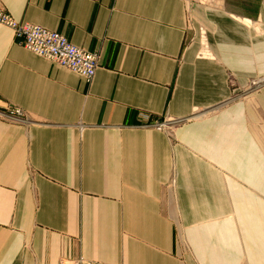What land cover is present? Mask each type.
<instances>
[{
	"label": "crops",
	"instance_id": "1",
	"mask_svg": "<svg viewBox=\"0 0 264 264\" xmlns=\"http://www.w3.org/2000/svg\"><path fill=\"white\" fill-rule=\"evenodd\" d=\"M214 2L0 0L98 55L0 26V264H264V2Z\"/></svg>",
	"mask_w": 264,
	"mask_h": 264
},
{
	"label": "built area",
	"instance_id": "2",
	"mask_svg": "<svg viewBox=\"0 0 264 264\" xmlns=\"http://www.w3.org/2000/svg\"><path fill=\"white\" fill-rule=\"evenodd\" d=\"M0 26L9 29L16 44L27 52L40 57L51 64L66 69L80 76L89 83L95 75L98 67V55L78 48L68 40L56 33L28 23H19L7 14L0 4ZM5 118L15 122L23 121L24 113L19 109H11L5 114ZM157 131L166 132L169 126L163 123H155L151 126ZM60 264H101L84 260L61 261Z\"/></svg>",
	"mask_w": 264,
	"mask_h": 264
},
{
	"label": "rangeland",
	"instance_id": "3",
	"mask_svg": "<svg viewBox=\"0 0 264 264\" xmlns=\"http://www.w3.org/2000/svg\"><path fill=\"white\" fill-rule=\"evenodd\" d=\"M198 2L202 3V4H208L210 3L211 1L210 0H197ZM214 1V0H213ZM264 2V0H263ZM212 5V4H211Z\"/></svg>",
	"mask_w": 264,
	"mask_h": 264
},
{
	"label": "bare ground",
	"instance_id": "4",
	"mask_svg": "<svg viewBox=\"0 0 264 264\" xmlns=\"http://www.w3.org/2000/svg\"><path fill=\"white\" fill-rule=\"evenodd\" d=\"M210 1H211L210 3L214 2V1H215L214 3H216L218 0H214V1L213 0H210Z\"/></svg>",
	"mask_w": 264,
	"mask_h": 264
}]
</instances>
